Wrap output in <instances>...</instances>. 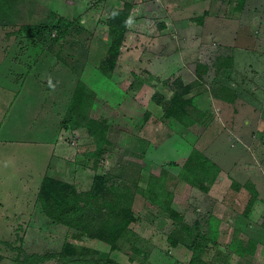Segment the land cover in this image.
Instances as JSON below:
<instances>
[{"label": "rangeland", "instance_id": "rangeland-1", "mask_svg": "<svg viewBox=\"0 0 264 264\" xmlns=\"http://www.w3.org/2000/svg\"><path fill=\"white\" fill-rule=\"evenodd\" d=\"M124 1L131 2L130 17L113 68L105 73L99 64L109 43L107 10ZM50 10L73 19L64 36L55 40L50 38L54 31L45 32L47 46L42 48L39 39L16 32L21 23L39 21ZM14 58L22 67L16 72L18 78L25 82L26 74L35 81L38 77L39 84L43 81L41 88L48 91L45 97H56L44 105L55 115L53 125L64 115L76 79L95 91L87 110L108 123L101 154L87 153L94 143L82 126L71 129L63 137L69 148L62 154L73 159L65 164L70 166L69 174L82 172L86 177L82 183L75 177L76 183L64 169L52 175L68 181L69 177L77 189L88 188L94 173L119 161L142 187L149 173H158L166 165L165 157H178L181 147L186 153V146L191 145L228 172L235 156L247 159L250 155L245 144L235 146L233 131H251L257 142L264 137V0H13L0 22L2 86ZM174 77L182 83L193 81L186 90L177 83L182 97L189 98L184 118L193 121L183 123L164 113L173 96L168 83ZM25 89L33 92L31 83ZM23 106L29 108L26 103ZM0 109L1 114V104ZM163 120L175 123L178 132L185 131L191 145L188 141L180 146L165 142L157 147L163 156L154 158L151 149L156 144L151 140ZM28 143L26 147L15 142L0 151V198L9 197L0 204V264H110L109 257L123 264L186 263L190 249L166 238L173 223L163 208V195L152 201L140 186L134 188L131 204L135 218L113 247L79 228L52 220L39 190L44 175L41 161H47L49 152L36 147L43 144ZM182 160L178 158L177 164ZM166 183L173 189L170 204L185 221L209 214L218 217L222 206L215 204L208 189L193 188L177 177H167ZM218 218L219 225L222 218ZM228 237L226 229L219 233L218 242L208 241L204 257L232 264L228 252H223Z\"/></svg>", "mask_w": 264, "mask_h": 264}, {"label": "trees", "instance_id": "trees-1", "mask_svg": "<svg viewBox=\"0 0 264 264\" xmlns=\"http://www.w3.org/2000/svg\"><path fill=\"white\" fill-rule=\"evenodd\" d=\"M241 2L242 0H238ZM13 0H0V22L3 21ZM131 2L124 1L121 6L110 5L106 14L109 43L106 55L99 64V68L105 73H110L114 65V58L119 53V46L124 38L127 21L130 17ZM73 19L50 10L49 14L32 23H21L15 30L24 37L39 39L40 47L47 45L43 40L45 32L54 31L50 37L58 39L64 36ZM43 35V36H42ZM224 46V45H223ZM41 49V48H40ZM60 57V54H56ZM198 65L200 63H197ZM197 67V65H196ZM182 83L181 79L174 77L168 83L172 88L173 96L165 105L164 113L174 115L183 123L193 121L192 118H184L185 102L188 97H182V91L188 89L193 83ZM183 84V90L177 86ZM48 92V91H47ZM45 90V94L47 93ZM56 96V95H55ZM95 91L88 87L81 79H76L73 90L70 93L64 115L58 122V126L65 128H77L82 126L94 143L88 154H101L104 142L107 141L108 128L105 117L95 116L87 110ZM45 97V101L56 100V97ZM93 167V166H91ZM219 166L208 158L201 149L192 146L179 165L177 172H172L165 166L158 173H149L144 186H140L135 175L128 172L123 162L110 165L102 172L94 173L93 180L88 188L77 189L68 180L44 174L39 187L42 203L46 206L48 216L55 221L79 228L83 232L96 236L114 246L118 235L126 227L127 223L135 218L132 209L134 188L140 186L141 192L154 201L159 195H163V208L166 209L173 226L166 234L171 244L183 243L190 249V255L185 264H220L204 257L205 247L208 241L218 242L220 229L219 218L214 214L195 217L191 222L183 219L182 213L171 206L170 200L173 189L168 188L167 177L177 180H187L192 185L202 190H207L213 182ZM134 174V173H133ZM41 188V189H40ZM43 191H46L43 195ZM229 238V237H228ZM233 242L240 245L241 241L228 239L224 242L223 252H230ZM110 264H123L109 257Z\"/></svg>", "mask_w": 264, "mask_h": 264}, {"label": "crops", "instance_id": "crops-1", "mask_svg": "<svg viewBox=\"0 0 264 264\" xmlns=\"http://www.w3.org/2000/svg\"><path fill=\"white\" fill-rule=\"evenodd\" d=\"M16 59L17 58L11 60L13 64L10 69V75L5 78L6 85H0V97L4 96L0 102L3 110L0 114V151L7 149V147H11L15 142L16 144L22 145L29 144L28 142H31V144H43L36 145V147L49 152L47 159V161H49L47 162L45 159L41 161V174L58 175L61 170L64 169L63 171H65L67 175L73 177L74 180L77 178L82 183L86 174H84L85 177H83L82 172L69 174L68 169L70 166L67 168L65 161L73 158L71 155L62 154L66 148H69L63 137L66 132L70 134L68 132L71 128L58 126V123H55V125L51 124L55 115L51 111H46L44 106L45 89L41 88L43 86V81L39 84L38 77L35 81L29 74L25 75L26 83L24 82V78L22 80L18 78V73L16 72L22 70V67L20 68L18 66L15 61ZM36 75L38 76V73ZM0 77L3 78L1 74ZM28 78L31 79L26 81ZM29 83L32 85L33 92L26 91L25 89L29 86ZM29 101H31V103H29ZM24 103L28 104L29 108L24 107ZM8 118L9 121H7ZM18 121L20 125H18ZM247 121H249V119H247ZM162 122V125L157 124L156 128L158 130L154 129L157 131L156 138L153 137L151 140L152 143L156 144L153 146V149H151V156L154 158H161L163 156V154H161L162 152H159L160 154L157 153V147L163 145V143L172 141L175 142V144L178 143L177 146H180L184 141H188L184 135L185 131L178 132V130L174 128V125H176L175 123L170 124L168 120H163ZM7 123H9V125H4ZM2 124L5 126L3 129ZM2 130L3 135L1 133ZM10 131L13 132L11 133ZM145 132L146 131H144V133ZM215 135L214 133L213 136ZM232 135L236 137L235 146H244L245 144L246 148L250 149V155L247 159L240 158V154H238L239 156H235L230 162L231 165L228 167V172H225L223 166L218 164V174H216L208 191L212 194L213 200L216 202L215 204H218L220 207L222 206L217 214L220 219L222 218L218 225L220 232L227 229L230 234V239L241 241L240 245H236V242L235 244L233 242L234 246H232L229 252V260H233L232 264H264V137H261L260 141L257 142V139L253 137L251 131H247V133L246 131H237V133L233 131ZM149 136L152 137V135ZM256 143L257 145L254 146ZM188 144H190V142ZM191 147L192 145L190 148ZM190 148L186 146V149L190 150ZM48 149H50V151ZM148 150L149 149L146 148V151ZM182 150L183 147L178 150L176 155L178 157L168 156L166 158L164 156V163H166L165 167L172 172H177L179 169L177 159L184 158L189 152L188 150L186 153H183ZM240 152L243 153V151ZM8 164L9 167H11V164ZM79 170L81 169L79 168ZM68 179L71 181L69 177ZM78 180H75V182L77 183ZM192 187L199 189L196 186ZM82 188L85 187L82 186ZM8 200L9 197H1L0 204L1 201L8 202ZM226 218L228 220H226ZM219 246L220 248L222 247L221 244Z\"/></svg>", "mask_w": 264, "mask_h": 264}]
</instances>
